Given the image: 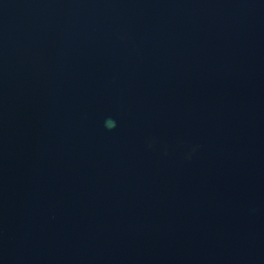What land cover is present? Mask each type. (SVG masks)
I'll return each mask as SVG.
<instances>
[{
	"label": "water",
	"instance_id": "obj_1",
	"mask_svg": "<svg viewBox=\"0 0 264 264\" xmlns=\"http://www.w3.org/2000/svg\"><path fill=\"white\" fill-rule=\"evenodd\" d=\"M0 264H264V0H0Z\"/></svg>",
	"mask_w": 264,
	"mask_h": 264
},
{
	"label": "clouds",
	"instance_id": "obj_2",
	"mask_svg": "<svg viewBox=\"0 0 264 264\" xmlns=\"http://www.w3.org/2000/svg\"><path fill=\"white\" fill-rule=\"evenodd\" d=\"M106 127H108L109 129L115 127V121L112 120L111 118H109V119L106 121Z\"/></svg>",
	"mask_w": 264,
	"mask_h": 264
}]
</instances>
